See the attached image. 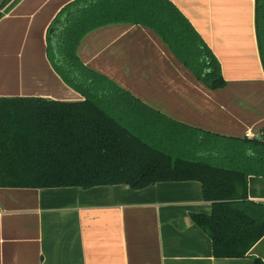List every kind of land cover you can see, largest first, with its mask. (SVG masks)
<instances>
[{
	"label": "crops",
	"instance_id": "0c3cea01",
	"mask_svg": "<svg viewBox=\"0 0 264 264\" xmlns=\"http://www.w3.org/2000/svg\"><path fill=\"white\" fill-rule=\"evenodd\" d=\"M71 1L0 0V96L85 99L55 70L47 53L49 26ZM170 1L217 57L223 87L207 86L156 30L142 24L112 23L87 33L77 49L82 62L154 109L151 116L166 129L165 149L174 155L186 152L188 127L230 137H264L256 0ZM247 189L250 199L264 203V175H249ZM211 211L212 202L197 180L162 181L141 189L128 184L0 187V264L264 260V236L247 256H214L212 239L191 216Z\"/></svg>",
	"mask_w": 264,
	"mask_h": 264
},
{
	"label": "trees",
	"instance_id": "16d2710c",
	"mask_svg": "<svg viewBox=\"0 0 264 264\" xmlns=\"http://www.w3.org/2000/svg\"><path fill=\"white\" fill-rule=\"evenodd\" d=\"M119 22L153 28L207 86L225 85L217 57L172 1L73 0L49 26L47 53L85 99L0 96V187L128 184L141 189L197 180L212 211L191 216L212 239L214 256H247L264 236V203L250 199L247 191L249 175H264V137L188 127L185 153L174 155L155 144V135L165 137L166 129L151 116L154 109L86 66L77 52L87 33ZM255 24L264 68V0H256ZM254 264L264 260L256 257Z\"/></svg>",
	"mask_w": 264,
	"mask_h": 264
},
{
	"label": "rangeland",
	"instance_id": "374dc122",
	"mask_svg": "<svg viewBox=\"0 0 264 264\" xmlns=\"http://www.w3.org/2000/svg\"><path fill=\"white\" fill-rule=\"evenodd\" d=\"M153 142H155V144H160L163 148H167V142L165 140V137L157 134L155 135L154 139H153Z\"/></svg>",
	"mask_w": 264,
	"mask_h": 264
}]
</instances>
